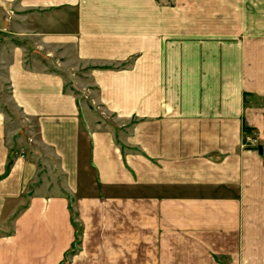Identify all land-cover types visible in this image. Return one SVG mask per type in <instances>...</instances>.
I'll return each instance as SVG.
<instances>
[{"label": "crops", "instance_id": "1", "mask_svg": "<svg viewBox=\"0 0 264 264\" xmlns=\"http://www.w3.org/2000/svg\"><path fill=\"white\" fill-rule=\"evenodd\" d=\"M0 71V264H264V0H0Z\"/></svg>", "mask_w": 264, "mask_h": 264}, {"label": "rangeland", "instance_id": "2", "mask_svg": "<svg viewBox=\"0 0 264 264\" xmlns=\"http://www.w3.org/2000/svg\"><path fill=\"white\" fill-rule=\"evenodd\" d=\"M69 58H73V53L70 51ZM0 111L4 113L6 118L13 120V121H20L22 120L21 118V113L20 111L16 108V106L13 104L12 100L10 99L9 96V86L7 84L5 76L1 73L0 71ZM252 134L251 131L244 130L243 133V141H242V146L244 143V137L245 135ZM259 142V139H258ZM247 148H256L255 146L253 147H247Z\"/></svg>", "mask_w": 264, "mask_h": 264}, {"label": "built area", "instance_id": "3", "mask_svg": "<svg viewBox=\"0 0 264 264\" xmlns=\"http://www.w3.org/2000/svg\"><path fill=\"white\" fill-rule=\"evenodd\" d=\"M243 145L244 147H256L258 145V137L254 134L245 135Z\"/></svg>", "mask_w": 264, "mask_h": 264}, {"label": "trees", "instance_id": "4", "mask_svg": "<svg viewBox=\"0 0 264 264\" xmlns=\"http://www.w3.org/2000/svg\"><path fill=\"white\" fill-rule=\"evenodd\" d=\"M77 230L76 231H79V228H76Z\"/></svg>", "mask_w": 264, "mask_h": 264}]
</instances>
